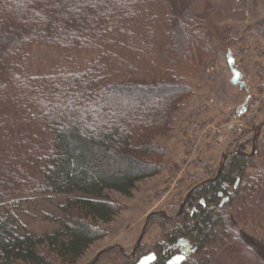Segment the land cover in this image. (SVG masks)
<instances>
[{
  "label": "trees",
  "instance_id": "trees-1",
  "mask_svg": "<svg viewBox=\"0 0 264 264\" xmlns=\"http://www.w3.org/2000/svg\"><path fill=\"white\" fill-rule=\"evenodd\" d=\"M150 2L0 0V264H75L119 211L110 192L130 197L138 181L160 172L164 152L153 138L171 130L189 90L174 68L203 44L209 48L211 35L194 31L201 21L191 8L173 19L169 1ZM33 46L54 52L47 63L53 68L34 62ZM97 84L105 97L90 91ZM133 90L168 100L147 115L136 107L147 99L134 102ZM251 159L231 153L188 196L191 207L166 235L193 239L194 253L181 264H209L232 238L252 246L234 225L249 214L264 225V172L247 178ZM38 195L66 196L59 229L36 234L23 222V201ZM172 245L151 264H165L177 249ZM141 256L117 264H136Z\"/></svg>",
  "mask_w": 264,
  "mask_h": 264
},
{
  "label": "rangeland",
  "instance_id": "rangeland-1",
  "mask_svg": "<svg viewBox=\"0 0 264 264\" xmlns=\"http://www.w3.org/2000/svg\"><path fill=\"white\" fill-rule=\"evenodd\" d=\"M167 1L172 6L168 14L173 19L179 18L178 12L188 7L195 11L201 23L194 31L210 33L209 48L203 44L201 51L195 49L192 59L186 58L174 68L189 90L174 112L171 130L153 138L164 152L160 157V172L138 181L130 197L110 192L112 200L120 205L119 211L104 224L107 234L93 242L75 264H117L127 257L136 260L146 253L163 254L173 242L175 252H180L177 241L182 238L192 245L190 256L195 247L189 235H178L172 241L166 235L178 215H184L191 207L188 205L191 192L214 178L234 152L251 156L245 169L247 178L264 172V0ZM55 21L60 22L57 18ZM163 31L166 33L165 25ZM124 49L131 59L136 56L129 47ZM50 50L33 46L30 56L34 62L44 63V69L53 68L54 65L47 64L56 59ZM228 50L242 74L243 87L230 82ZM157 59L162 60V56L158 54ZM35 72L42 70L36 68ZM92 89L106 96L101 84L90 88L91 92ZM138 91L130 93L134 102L140 97L147 99L148 104L136 106L138 112L143 107L147 115L156 114L157 108L168 100L156 97V91L145 97ZM122 93L114 92V97ZM129 102L133 104V100ZM243 103L246 111L240 113ZM245 197L249 199L250 193L245 192ZM65 198V195H38L23 201V222L36 234L59 229L64 217L59 206ZM260 198L264 204L263 192ZM231 207L227 208L228 213L236 214ZM235 209L238 211L240 207ZM251 218L249 214L248 219L236 220L234 225L240 232L242 229L248 233L245 239H251L247 242L252 246L237 244L232 238L229 247L217 249L209 264H264V239L260 235L264 225L257 226Z\"/></svg>",
  "mask_w": 264,
  "mask_h": 264
},
{
  "label": "water",
  "instance_id": "water-1",
  "mask_svg": "<svg viewBox=\"0 0 264 264\" xmlns=\"http://www.w3.org/2000/svg\"><path fill=\"white\" fill-rule=\"evenodd\" d=\"M226 63L231 73L230 82L234 85H238L239 87H243L244 81L241 79L242 74L235 66V59L232 56L230 50L226 52ZM244 105L245 103L240 106V113L244 111ZM177 245L180 247V252L169 258L166 261V264H181L185 260V258L192 252V245L186 238L179 239L177 241ZM155 259L156 255L153 252L147 253L141 256L136 264H151Z\"/></svg>",
  "mask_w": 264,
  "mask_h": 264
},
{
  "label": "flooded vegetation",
  "instance_id": "flooded-vegetation-1",
  "mask_svg": "<svg viewBox=\"0 0 264 264\" xmlns=\"http://www.w3.org/2000/svg\"><path fill=\"white\" fill-rule=\"evenodd\" d=\"M203 202V200H201V203ZM168 249H169V247H167ZM166 252H168V251H166ZM155 253V252H154ZM177 253H179V251L178 252H175L173 255H175V254H177ZM147 254V253H146ZM173 255H170V256H168V258L165 260V264H166V261L169 259V258H171ZM156 258H157V255H156Z\"/></svg>",
  "mask_w": 264,
  "mask_h": 264
},
{
  "label": "built area",
  "instance_id": "built-area-1",
  "mask_svg": "<svg viewBox=\"0 0 264 264\" xmlns=\"http://www.w3.org/2000/svg\"><path fill=\"white\" fill-rule=\"evenodd\" d=\"M245 111H246V109H245ZM245 111H244V112H245ZM244 112H243V113H244Z\"/></svg>",
  "mask_w": 264,
  "mask_h": 264
}]
</instances>
